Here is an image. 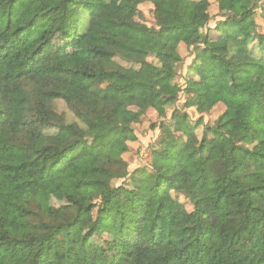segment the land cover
Returning <instances> with one entry per match:
<instances>
[{
	"label": "trees",
	"instance_id": "obj_1",
	"mask_svg": "<svg viewBox=\"0 0 264 264\" xmlns=\"http://www.w3.org/2000/svg\"><path fill=\"white\" fill-rule=\"evenodd\" d=\"M215 2L212 27L210 0H0V264H264V0Z\"/></svg>",
	"mask_w": 264,
	"mask_h": 264
},
{
	"label": "rangeland",
	"instance_id": "obj_2",
	"mask_svg": "<svg viewBox=\"0 0 264 264\" xmlns=\"http://www.w3.org/2000/svg\"><path fill=\"white\" fill-rule=\"evenodd\" d=\"M140 9L142 12L141 21L144 22L150 29L148 40L153 43L158 42L153 5L151 3H145L141 5ZM209 13L212 16L211 26L213 27L215 26L214 24L220 20V17H218L219 8L214 0H210ZM256 19L260 26L261 32L264 33V19L259 14H257ZM89 23L90 17L87 19V25L85 26L83 33L88 28ZM49 51L53 54L61 55L64 53H69L72 50L69 46H66V44L52 42L49 46ZM179 53L183 59V74L186 76L188 74L189 64L192 61L191 49H188L184 44H181L179 47ZM150 61H153V58H150ZM120 63L125 66L128 65L121 61ZM178 80L183 83L184 77H179ZM59 105L64 110V105L62 106L61 103ZM224 110L225 106L223 104L217 105L210 114L205 116V123H214L224 112ZM171 113L172 109H169L167 120H169ZM160 121L161 120L158 117L156 110L150 109L143 118L142 122L135 127L137 141L129 143V152L124 156L125 160L130 165L131 172L142 167H145L149 170L151 169V164L154 161L152 155L153 146H157L160 142V130L158 128H154V126H158ZM121 184L130 186L127 180H120L117 182V186ZM43 189V201L46 205L53 207H60L64 205V200L54 196L48 185L43 186ZM89 240L92 245L101 248L108 254H112V249L107 246V242L113 240L112 236L94 233L89 236Z\"/></svg>",
	"mask_w": 264,
	"mask_h": 264
},
{
	"label": "crops",
	"instance_id": "obj_3",
	"mask_svg": "<svg viewBox=\"0 0 264 264\" xmlns=\"http://www.w3.org/2000/svg\"><path fill=\"white\" fill-rule=\"evenodd\" d=\"M215 1V0H214Z\"/></svg>",
	"mask_w": 264,
	"mask_h": 264
}]
</instances>
